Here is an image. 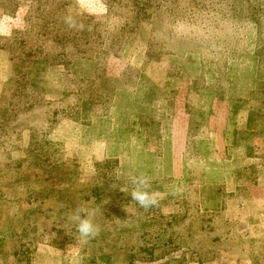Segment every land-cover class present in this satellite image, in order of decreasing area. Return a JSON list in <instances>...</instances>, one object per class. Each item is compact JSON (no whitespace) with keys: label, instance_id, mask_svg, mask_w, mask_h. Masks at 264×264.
I'll use <instances>...</instances> for the list:
<instances>
[{"label":"rangeland","instance_id":"rangeland-1","mask_svg":"<svg viewBox=\"0 0 264 264\" xmlns=\"http://www.w3.org/2000/svg\"><path fill=\"white\" fill-rule=\"evenodd\" d=\"M69 1L0 0V264H264V0Z\"/></svg>","mask_w":264,"mask_h":264},{"label":"clouds","instance_id":"clouds-1","mask_svg":"<svg viewBox=\"0 0 264 264\" xmlns=\"http://www.w3.org/2000/svg\"><path fill=\"white\" fill-rule=\"evenodd\" d=\"M65 23L69 27L76 26V22L71 15L65 18ZM128 181L131 185L130 197L133 203L129 208H124V210L129 214V217L133 215L137 208L149 210L158 206L160 199L163 197L160 192L152 190L150 177L144 174L133 175L128 177ZM94 215V210L80 208L69 216L70 223L75 225L76 232L83 243H87L89 239L99 235L100 228L93 222Z\"/></svg>","mask_w":264,"mask_h":264},{"label":"trees","instance_id":"trees-1","mask_svg":"<svg viewBox=\"0 0 264 264\" xmlns=\"http://www.w3.org/2000/svg\"><path fill=\"white\" fill-rule=\"evenodd\" d=\"M105 1V3H109L108 5H107V8L108 9H110V4H114V2H116V3H118L119 2V0H104ZM54 4H55V9H58V8H61V6L62 5H66V4H69L70 3V1L69 0H54ZM74 3V2H73ZM72 3V4H73ZM58 4H59V6H58ZM54 20V18L52 17V16H50V22H52ZM59 21H56V22H54V23H52V24H50V26H53L54 24H56V23H58ZM86 22L87 23H89V24H95L94 22H92V21H90V19H88V20H86ZM82 26H83V24H81V30H82ZM47 27H45V29H46ZM44 29V30H45ZM27 32H29V31H27ZM9 39H11V41L13 42V39L12 38H9ZM73 39L74 40H77V36H74L73 37ZM14 43V42H13ZM73 43V44H72ZM71 49L72 50H74L79 44H77V46H76V41H72L71 42ZM76 46V47H75ZM17 46H15L14 44H13V48H16ZM9 52L10 51H12L13 49L10 47L9 49ZM39 108H41V107H39ZM25 224H28V221H26L25 222ZM28 235H27V233H23V234H21V235H17L16 236V239L17 240H21V239H23V238H25V237H27ZM168 237L170 238V240H171V235H170V233H168ZM169 238L167 239V240H169ZM165 242V241H164ZM154 248H146V252H147V254H149L148 256L151 258V257H153V254H154Z\"/></svg>","mask_w":264,"mask_h":264}]
</instances>
